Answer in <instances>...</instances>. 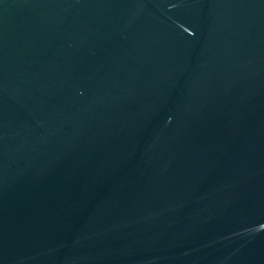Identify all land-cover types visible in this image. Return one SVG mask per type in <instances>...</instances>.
I'll list each match as a JSON object with an SVG mask.
<instances>
[{
	"label": "water",
	"instance_id": "obj_1",
	"mask_svg": "<svg viewBox=\"0 0 264 264\" xmlns=\"http://www.w3.org/2000/svg\"><path fill=\"white\" fill-rule=\"evenodd\" d=\"M0 264H264V0H0Z\"/></svg>",
	"mask_w": 264,
	"mask_h": 264
}]
</instances>
